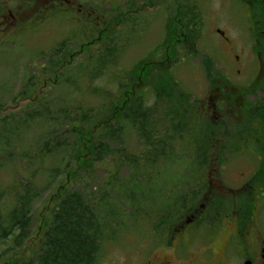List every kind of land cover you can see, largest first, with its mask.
<instances>
[{"label":"rangeland","instance_id":"obj_1","mask_svg":"<svg viewBox=\"0 0 264 264\" xmlns=\"http://www.w3.org/2000/svg\"><path fill=\"white\" fill-rule=\"evenodd\" d=\"M188 1L189 3L198 2V0ZM201 3L203 4L200 12L202 24L196 39V54L180 61L176 67L173 66L174 79L178 86L175 87L176 95L185 104V110L187 109L183 120H188L190 128L193 129L192 132L185 134L182 142L178 141L173 148L171 146L170 151H166V157L151 160L145 155L148 149L145 141L139 137L135 129L127 126L124 137L121 138L124 148L118 151L125 157L137 159V164H134V167L127 164L119 166V162H115L121 158H119L121 155H116L117 145L109 143L110 154L105 157L103 163L94 166L95 172L90 173L91 181L81 180V182L85 181L84 185L74 183L63 172L65 166L74 168L69 160V146L74 135L70 132L68 121L64 120L63 112L70 111L68 119L71 121L75 115H83L78 110L79 105L88 112L87 114L96 115L103 103L100 96L92 90L93 87H88L92 84L91 77L83 75L84 69L91 65V61H97L95 59L102 49L99 45L102 40L98 41V35L93 31L88 54L76 55L71 60L69 68L65 67L60 70L55 86L32 87L31 89V87L23 86L31 83L33 79L38 84L42 83V78L38 79L37 75L41 72L44 61L39 60V56L58 52L74 27L64 24L61 26L59 21L52 20V23L49 21L40 28L39 26H24L18 33H16L18 25L5 29V32L14 38L11 41L8 37L0 36L1 215H4V211L11 210L18 185H28L32 181L33 193L36 196L29 206L28 237L17 247L7 238L4 242L0 241V264L33 261L37 257L42 235L50 225V214L55 208V201L65 191L88 192L92 196V201L106 205L115 214L116 220L110 224V227H107L106 234L103 235L101 241L100 256L106 260L121 257L135 259L134 255L137 252L152 249L155 237H163V235H153L156 233L157 225V214L155 215L154 208L157 205L161 207L167 199L172 200L176 198L175 196L185 195L186 191L190 195L198 194V180L193 181L189 178H199L205 170V165H202V168H194L190 172L189 163L197 162V158L193 155L192 149L194 148L188 147V143L191 137H202L203 134L197 128L198 121L194 118L187 119V117L196 114L203 116L205 110L209 108V113H205L204 116L215 123L211 112V103L214 100H209L211 99L209 91L212 87H208L209 84L200 61L201 58L209 56L214 60V70L211 73L215 74V70L218 69L231 82H236L232 73L238 66H236L237 61L234 55H239L242 58L241 63H244L246 50V27L244 22H241L244 14L226 7L229 4L227 0H201ZM162 15V11H157V14L152 17V24L148 25V11L142 12L144 22L139 27L142 29L143 39L140 41L135 39L137 44L133 45L134 48L127 50L122 58L116 60V68L118 66L120 69L122 63L124 67H129L132 60L141 55L146 46L160 39L163 25ZM119 28L112 23L106 29L108 38L116 42L115 49L119 48L121 41ZM217 29L229 39L228 44L216 32ZM135 31L132 29L128 36ZM81 42L80 39L71 44L66 42L65 46L73 51L78 49ZM109 47L112 48L113 45ZM65 59L68 60L67 57ZM119 69L113 70L105 66V69L100 70L104 78L99 77L94 80L95 84H101L100 88L108 92L115 91L116 87H111L109 81L117 85L121 82L124 84L126 81V76L121 75ZM249 71L247 66L243 67L241 82L246 81ZM24 89H28L26 99L39 95L38 102L34 104L26 102L21 95ZM232 94L230 93L224 99L233 101L236 97ZM238 94L241 98H245L246 92L239 90ZM146 97L149 100L144 104L145 108L151 109L153 114L156 115L158 111L163 114L168 110L164 100L159 99V104L156 106L157 101L154 102L153 96L147 95ZM237 110V106L233 104L229 108L232 112L228 115L231 117L239 115V113L235 114ZM179 119H182L180 113L177 120ZM169 120H171L169 117L162 120L167 129H169ZM83 127H87L85 123ZM251 127L253 128L250 129ZM158 128L161 132L165 129L163 126H158ZM210 128L209 126L205 129L209 131ZM225 130L221 125L215 124L214 126L213 132L220 134V143L222 139H225L223 134ZM237 130H244L242 133L247 136L249 133L263 131L264 128L262 124L245 125L236 120L230 124L229 132L237 133ZM256 137L260 138V133H257ZM250 151L226 159L223 175H225L224 181L228 184V188L236 189L251 176L253 170L257 169V158ZM216 155L215 153V159ZM214 157L209 156L208 159L212 160ZM195 171L198 175H193ZM213 174L214 171H210L207 179H210L211 175L215 176ZM81 177V179H87L85 175Z\"/></svg>","mask_w":264,"mask_h":264},{"label":"flooded vegetation","instance_id":"obj_2","mask_svg":"<svg viewBox=\"0 0 264 264\" xmlns=\"http://www.w3.org/2000/svg\"><path fill=\"white\" fill-rule=\"evenodd\" d=\"M227 1L229 4L226 7L244 14L241 22L246 27L245 62L241 63L242 58L235 54L238 66L232 73L238 82L231 83L229 87L215 86L210 89L209 100H214L211 112L217 125L224 126L238 120L240 123L262 124L264 128V0ZM202 8L201 0L190 3L188 0H0V34L7 36L5 29L11 26L23 27L29 23L43 26L48 19L70 27L73 25L68 43H73L76 38L83 40L78 49L72 52L63 48L57 54L42 55L39 59L44 61L39 74L43 82L41 86L33 83L32 87H53L57 77L49 76L46 81L44 75L69 67L76 54H88V39L93 31L99 35L112 23L128 34L137 29L123 39L120 54L123 57L125 50L137 44L135 39H143L139 27L144 20L142 12L148 11L151 25L152 17L157 11H162L160 39L146 46L129 67L122 65L121 69L122 72H137V77L131 79V87H146L147 80L150 83L156 76L170 77L179 60L188 56L189 49L195 51L196 44L190 46L195 35H192L194 24H188L190 18L192 23L199 21L195 18L199 17ZM195 12L197 14H192ZM216 32L222 33L218 29ZM223 39L228 44L229 39ZM244 66L250 71L245 83L240 84ZM226 81L231 82L229 78ZM23 87L30 86L26 84ZM239 90L246 92L245 98L240 97ZM230 93L236 97L233 101L224 99ZM233 104L238 108L235 114L239 115L231 117L228 114L232 112L229 108ZM208 110H205L206 114ZM242 112L245 114L241 115ZM211 135L214 154L228 153L223 148L226 141L222 139L219 142L220 134L213 132ZM248 135L257 145L259 140L252 133ZM260 140L259 146L252 149V154L257 157V169L239 187L228 188L224 181V164L218 161L208 164L198 180V194L186 197L194 201L184 208L177 219L163 226L160 231L163 237L155 238L152 249L137 252L135 259L121 257L106 260L99 254L94 264H264V130L260 133ZM210 171H214L215 176L207 179Z\"/></svg>","mask_w":264,"mask_h":264},{"label":"trees","instance_id":"obj_3","mask_svg":"<svg viewBox=\"0 0 264 264\" xmlns=\"http://www.w3.org/2000/svg\"><path fill=\"white\" fill-rule=\"evenodd\" d=\"M192 24L190 18L188 25L191 26ZM194 26H196V23ZM194 26L192 27L193 32ZM106 60L107 57L98 60V65L95 62L91 71L85 74L91 77L92 84L88 87H93L92 90L103 100L96 115L87 114L88 112L80 105L78 110L83 115H75L71 121L68 119L70 111L63 112L64 120L68 121L70 132L74 135V139L69 146V160L74 168L65 166L63 172L74 183H82V185L85 181H91L90 173L95 172L93 170L94 166L103 163L105 157L110 154L109 143L117 145L115 148L117 149L115 150L116 155H121L119 156L121 158H118L119 160L115 162H119V166L127 164L134 167L137 164V159L125 157L124 154L122 155L118 151V149L124 148L121 138L124 137L127 126L135 129L139 137L145 141L148 147L145 155L150 157L151 160L166 157V151H170L171 146L173 148L178 141L182 142L184 135L193 130L190 128L188 120H183V115L187 109L185 110V104L176 95L175 87L178 86L173 74L168 78L156 76L154 81L150 83L147 80L150 87H131V79L137 77V72L125 71L121 73V75L126 76L125 83L121 82L117 85V83L109 81V85L116 87V90L108 92V90L100 88L101 84L97 83L96 85L94 81L99 77L104 78L100 70L105 69L102 67ZM201 65L209 87L227 85L222 82L224 81L223 76L218 71L215 75H212L213 61L211 58L207 56L202 58ZM147 95L153 96L154 102L157 101L156 106L159 104V99L164 100L168 110L163 114H161V111H158L156 115L153 114V111L145 108L144 105L149 100L146 97ZM179 113L182 119L177 120ZM168 117L171 119L169 120V129L162 123V120ZM189 118L198 121L197 128L203 134L202 137H191L188 143V147L192 146L194 148L192 149L193 155L197 158V162L189 163L190 172L194 168H202V165L207 166L215 161L221 163L225 156L222 155L224 152L221 155H216L218 160H215L214 157L215 146L211 134L215 123L210 118L198 116L197 114L195 116L189 115L187 119ZM153 119L158 121L151 122L150 120ZM84 123L87 129L83 127ZM158 126H163L165 129L161 132ZM209 126L211 128L208 131L205 128ZM223 127L225 129V125ZM229 129L230 124H226L224 132V141L226 142L223 148L228 150L227 154H232L234 148L231 147H235V145L231 144V140L234 139V136L233 133L230 134ZM237 131L244 132V130ZM209 156L214 158L209 160ZM151 160H148V162H151ZM81 175L87 176V179H81ZM193 175L198 174L195 171ZM189 179L195 181L198 178L192 177ZM81 180L85 181L81 182ZM31 182L28 185H18L11 210L7 212L3 210L4 215H1L0 212V241L4 242L6 238L10 239L14 236L17 239L14 243L15 247L28 236L29 206L36 196L33 193L34 186ZM107 184L110 186L109 183ZM85 189L87 190V187ZM89 192L91 193V191ZM101 194L104 195L102 192ZM189 196H195V194L190 195L186 191L185 195L175 196L176 198L172 200H165L161 207L157 205L154 208L158 220L157 228H163L166 223L168 224L170 221L173 222L177 219L184 212V208L194 201V199L186 198ZM50 215V225L43 233V241L37 257L33 261H17L15 264H94L101 248L102 237L106 234L107 227H110V224L116 220L115 214L110 208L104 204L96 203L95 200L92 201V196L84 191H65L55 201V208Z\"/></svg>","mask_w":264,"mask_h":264}]
</instances>
